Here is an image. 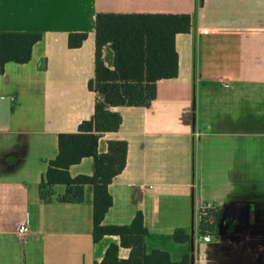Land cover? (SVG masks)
I'll return each instance as SVG.
<instances>
[{"label":"crops","instance_id":"1","mask_svg":"<svg viewBox=\"0 0 264 264\" xmlns=\"http://www.w3.org/2000/svg\"><path fill=\"white\" fill-rule=\"evenodd\" d=\"M100 11L193 15L190 31L176 34L178 76L157 81L149 106L111 107L122 123L101 135L99 150L125 139L128 155L109 184L113 204L103 222L129 223L142 210L148 251L239 264L237 245H225L220 232L204 240L199 220L205 208L222 207V217L246 199L264 223V0H0V31L42 33L29 61L0 59V264H98L120 242L115 234L94 240L91 184L82 202L39 194L58 134L76 131L95 111L88 81ZM83 31L82 44L70 46V32ZM103 55L112 66L108 45ZM70 172L91 174L93 158ZM24 220L29 231L19 236ZM179 228L190 240L174 239ZM119 253L128 257L130 248Z\"/></svg>","mask_w":264,"mask_h":264},{"label":"trees","instance_id":"2","mask_svg":"<svg viewBox=\"0 0 264 264\" xmlns=\"http://www.w3.org/2000/svg\"><path fill=\"white\" fill-rule=\"evenodd\" d=\"M203 0H199L201 4ZM193 15L187 12H112L96 15L95 74L88 81L96 91L95 111L82 120L73 132L58 134V152L48 161L39 183L40 198L45 202H82L85 186H93V238L99 241L105 235H119L120 242H111L98 264H191L185 254L174 260L168 250H147L144 213L138 210L129 223L105 224L104 217L113 204L109 184L125 168L128 142L125 139L108 140V148L99 150V139L105 131L117 130L122 115L113 110L118 105L149 106L157 94V81L173 78L179 73V53L176 34L190 31ZM87 32H70L69 45L79 46ZM42 39L40 32L0 31V59L27 62L34 44ZM112 51V66L103 55V48ZM84 157L93 158V172L72 175L70 166ZM64 184V192L55 186ZM222 207H208L201 212L199 232L217 234ZM176 241L190 240V235L179 228ZM130 248L128 257L120 256V247Z\"/></svg>","mask_w":264,"mask_h":264},{"label":"water","instance_id":"3","mask_svg":"<svg viewBox=\"0 0 264 264\" xmlns=\"http://www.w3.org/2000/svg\"><path fill=\"white\" fill-rule=\"evenodd\" d=\"M245 200L223 213L219 223L220 237L225 245L233 242L237 245L238 253L233 255L236 263L264 264V223H258L260 212L251 210ZM191 264H194V255Z\"/></svg>","mask_w":264,"mask_h":264},{"label":"built area","instance_id":"4","mask_svg":"<svg viewBox=\"0 0 264 264\" xmlns=\"http://www.w3.org/2000/svg\"><path fill=\"white\" fill-rule=\"evenodd\" d=\"M203 32L207 33L208 32V28L203 29ZM225 85H229L228 82H223ZM29 231V225H28V221L24 220L22 222H20L19 226H18V235L22 236L24 234H26ZM202 238L204 240H210L211 239V235L209 233L207 234H203Z\"/></svg>","mask_w":264,"mask_h":264}]
</instances>
